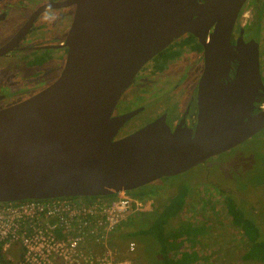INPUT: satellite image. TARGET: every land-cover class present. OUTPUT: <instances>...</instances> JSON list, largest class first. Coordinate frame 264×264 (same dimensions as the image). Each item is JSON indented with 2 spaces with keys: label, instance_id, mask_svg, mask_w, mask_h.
Instances as JSON below:
<instances>
[{
  "label": "water",
  "instance_id": "1",
  "mask_svg": "<svg viewBox=\"0 0 264 264\" xmlns=\"http://www.w3.org/2000/svg\"><path fill=\"white\" fill-rule=\"evenodd\" d=\"M248 1L54 4L75 7L66 65L52 86L0 111V204L135 192L186 174L264 130V113L251 115L264 87L258 44L242 37L237 47L231 43ZM188 34L207 51L195 131L173 132L163 117L118 139L135 115L114 116L123 95L146 64Z\"/></svg>",
  "mask_w": 264,
  "mask_h": 264
},
{
  "label": "flooded vegetation",
  "instance_id": "2",
  "mask_svg": "<svg viewBox=\"0 0 264 264\" xmlns=\"http://www.w3.org/2000/svg\"><path fill=\"white\" fill-rule=\"evenodd\" d=\"M10 1H14L15 4L21 0L0 2V111L26 102L58 81L66 65L69 52L65 47L66 39L75 13V7L52 8L54 4L67 0H35L33 4H31V0H23V5L18 9V13L11 14V10L7 7ZM246 8H250L249 16L245 13ZM66 12H70L73 18L72 21L68 19L67 23L63 25L49 26L44 21L45 17L49 15ZM245 18L249 20L242 24ZM263 25L264 0H249L237 19L231 43L233 47H237L242 37L246 44L253 41L258 44L260 73L264 86ZM212 32L213 29L209 35ZM206 53V47L201 41L188 34L176 40L146 64L123 95L114 113L115 117L135 114L122 127L120 133L129 126L137 114H142L148 109L160 108L163 103L177 97L183 91L187 81L186 73L192 80L187 100L184 104H172L165 108L155 121L167 117V124L173 132L181 127L195 131L198 122V86L206 68ZM168 56L173 58L168 59ZM190 58L193 61L192 68L187 70V61ZM49 67V74L52 73L51 79L48 78L46 72ZM167 72L171 74H166ZM163 75L169 78L163 79ZM164 81H166L165 85ZM135 89L139 92L133 94L132 91ZM255 107L256 110L251 114L253 118L264 113V87L258 93ZM135 132L118 137V139L130 136Z\"/></svg>",
  "mask_w": 264,
  "mask_h": 264
},
{
  "label": "rangeland",
  "instance_id": "3",
  "mask_svg": "<svg viewBox=\"0 0 264 264\" xmlns=\"http://www.w3.org/2000/svg\"><path fill=\"white\" fill-rule=\"evenodd\" d=\"M34 1L31 0V4ZM23 2L21 0L14 4V1H10L7 7L11 10V14H17ZM245 13L249 16L251 14L250 8H246ZM72 18L73 15L66 12L49 15L45 17L44 21L47 25L54 26L55 24L63 25L67 23L68 19L72 21ZM248 20V18L243 19L242 24ZM262 30L264 31V25ZM192 62L191 58L187 61V70L192 68ZM49 70L50 67L48 70L46 69V72L48 78L51 79L52 73L49 74ZM166 74L171 73L167 72ZM162 77L164 79L167 76L163 75ZM186 78L183 91L177 97L163 103L160 108L148 109L142 114H137L129 126L120 133L119 137L148 126L156 120V117L165 108L172 104H184L192 86V80L188 78V73H186ZM165 83L166 81H164V85ZM136 92L139 91L137 89L132 91L133 94ZM182 186L190 187L191 192L183 215L173 220L171 227L175 228L186 223L202 229V234L198 237L197 246H195V251L202 258V264H264L244 260L243 257L248 252L250 244L244 237L242 230L234 225L228 215L225 203L226 196L233 198L247 216L258 224L264 239V130L249 140L247 144L212 158L186 174L163 179L139 189L134 195L143 192V194L149 193L152 196L144 199L134 198V200L146 201L141 208L142 211L134 213L133 217L137 216L136 214H147L151 218L155 217V212H159L163 205L175 197ZM143 220V222H138L139 224L126 227L122 231L123 234L133 232L137 226L139 228L142 223L150 221V219L145 218ZM109 240L106 245H108L115 264L123 261L131 264H152L144 251L143 242L122 238L113 240L112 237ZM106 245L103 243V245L95 246V251L97 253H109ZM20 252L21 250L18 248L7 252L3 251V257L12 264H19ZM0 264H5L1 258Z\"/></svg>",
  "mask_w": 264,
  "mask_h": 264
},
{
  "label": "built area",
  "instance_id": "4",
  "mask_svg": "<svg viewBox=\"0 0 264 264\" xmlns=\"http://www.w3.org/2000/svg\"><path fill=\"white\" fill-rule=\"evenodd\" d=\"M118 195L96 202L62 198L0 204V246L4 252L20 249L19 264H115L106 244L144 206L128 193ZM103 243L109 253L95 251Z\"/></svg>",
  "mask_w": 264,
  "mask_h": 264
},
{
  "label": "trees",
  "instance_id": "5",
  "mask_svg": "<svg viewBox=\"0 0 264 264\" xmlns=\"http://www.w3.org/2000/svg\"><path fill=\"white\" fill-rule=\"evenodd\" d=\"M168 57V59L173 58L172 56ZM135 192H138V190ZM135 192H130L128 195L135 199L136 197L144 199L152 196V194H143V192L138 193L139 195H134ZM190 192V187H180L176 196L163 205L159 212H155V217L153 218L147 214L130 216L126 222L114 231L111 236L112 239H133L143 242L144 251L152 264H202L201 256L195 251L197 239L202 234V229L186 223H182L175 228L171 227L172 221L183 215ZM116 197L117 195L105 198H86L84 200L96 202L103 199L114 200ZM73 199L77 200L80 198ZM136 201L144 203L146 200ZM225 203L228 215L231 217L234 225L242 230L244 237L250 244L248 252L243 257L244 260L264 263V239L258 224L251 217L247 216L246 212L233 198L226 196ZM144 218L150 219V221L142 223L139 228L137 226V229L133 232L123 234L122 231L126 227L136 225L140 221L143 222ZM3 251V247L0 246V258L2 261L5 264H12L10 261L4 259Z\"/></svg>",
  "mask_w": 264,
  "mask_h": 264
},
{
  "label": "crops",
  "instance_id": "6",
  "mask_svg": "<svg viewBox=\"0 0 264 264\" xmlns=\"http://www.w3.org/2000/svg\"><path fill=\"white\" fill-rule=\"evenodd\" d=\"M21 255V253H19V256Z\"/></svg>",
  "mask_w": 264,
  "mask_h": 264
}]
</instances>
